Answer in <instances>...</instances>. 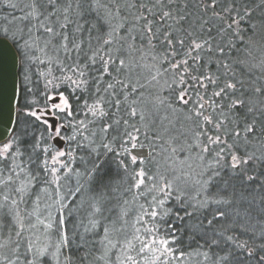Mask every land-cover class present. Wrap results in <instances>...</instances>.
<instances>
[{
	"label": "trees",
	"instance_id": "1",
	"mask_svg": "<svg viewBox=\"0 0 264 264\" xmlns=\"http://www.w3.org/2000/svg\"><path fill=\"white\" fill-rule=\"evenodd\" d=\"M26 2L32 4L33 0H26ZM36 2L39 5L40 0H36ZM133 2L136 3L137 7H129ZM141 2L148 3L149 0H99L98 4L96 0H83L80 9L83 15L76 14L75 6L70 10L69 19L72 23L68 25L67 31L71 38L75 28L77 26L81 28L80 32L75 33V37L78 41H84L82 52H88L91 55L92 52L100 51L102 54H111L114 59L119 57L125 61V67L121 68L120 73L113 71L112 76L116 80H123L125 83L130 81L138 89L137 93H133L130 99L135 101L132 107L137 109L143 119H140L139 116L128 119L124 112H121L120 115L128 119L129 131H132L131 125L140 129L139 133L133 134L139 136V143H142L144 148L150 151V156L144 159L143 163L138 160L134 164L131 162L130 154L123 150L124 148L131 149V144L103 138V143H107L115 149L114 152H107L102 146L99 133H97V137L92 138L91 147H86L84 150L77 149L72 153L76 160L69 167L74 170V173L69 180L62 181L63 187L36 184L32 189L30 188L25 194L24 205L21 204L22 209L27 211L24 215L33 220V207L40 209L41 213H44L45 208H49L55 213V208L61 202L66 201L63 219L66 220L70 237L74 238L62 250L63 254L60 257L62 259L71 257L68 264H131V261L128 260L129 256L134 259H137L136 256L140 257L138 258L139 264H152L153 252L145 250L140 256L137 255L140 241L145 239L144 229L152 227L151 220L144 215V212H162L165 209L171 210V214L166 219L175 228V245L170 246L184 252L183 258L172 259L169 257L170 264H219L218 256L225 255L229 249L235 251L236 255L242 256L245 264H257V257L264 256V250H261V246L264 245V185L260 182L264 181V116L261 115L264 104L256 105V133L247 136V138H239L234 145L239 156L253 158L249 160L247 165L241 166L244 174L259 176L260 181L244 182L243 176H236L235 188L224 189V179L235 176L239 170L230 169L228 164L231 161L227 155L222 154L220 157V178L217 182H211L209 178L212 175V168L209 165L215 166V153L219 149L213 147L210 152L201 153L192 136L181 132L179 124L182 118L185 119L184 116L179 111L170 109L167 103L160 104L159 108L153 105L152 83L148 82L149 78L146 70L143 69L144 64L141 59L144 55H151V53L163 56L165 49L158 46L155 51H152L147 46L146 41L141 39L144 21L135 20V16L143 11L139 9ZM203 2L204 0H174L172 6L174 14L177 8L188 14L189 19L182 22V26L184 29L192 31L194 36L198 34L195 29L200 25L201 20L211 16V10L207 13L202 10ZM236 3L238 5L237 11L243 15L244 10L247 9L249 16L245 17L240 24V29H242L239 32L240 38H237L232 30L222 29L221 23L223 22L221 21H214V26L210 25L212 29L211 38L215 40L216 44L225 48V54L223 56L216 54L215 59H223L230 66L231 71L236 73L237 78L245 82L247 91L244 92V95L258 101L261 100L260 94L253 95L251 88L261 87L264 89V4L261 0H236ZM31 4L29 6L14 4L12 8L6 4L0 6L1 28L5 29L7 25H10L6 35L3 33L0 35L12 42L20 57V97L12 139L18 138L19 152L21 153L19 154V161L23 169V176L28 170L34 168V165L28 164V160L29 157L36 159L39 156V149L33 152L31 146L44 133L43 126L35 121V118L27 115L28 111L33 110L31 107L33 102H38L35 104L36 108L44 106L46 83L41 75L42 72L46 71L45 64L40 62L42 59L40 58L39 61L27 60L25 50L22 47L28 36L33 40L39 37L37 42H44L46 39L42 30L36 31L37 21L29 16L32 11ZM153 11L158 10L154 9ZM146 15L150 20L152 19L150 14L146 13ZM26 16L27 19H25ZM156 21V26L160 27L158 15ZM168 23L173 24V21L169 20ZM226 23H231V21L228 20ZM121 25L123 26L121 27ZM190 25L191 27H189ZM250 25H255V29H252ZM173 26L180 27V25ZM24 31L29 33L28 36ZM9 32L16 34L15 39H13V34L11 35ZM21 35L23 39H21ZM181 35L183 36L184 33L181 32ZM200 35L207 36V33H200ZM255 38H258L261 46L254 44ZM106 40L109 43L105 44ZM187 43L186 38L185 44L187 45ZM89 44L91 48L88 47ZM47 51L51 54L50 49ZM202 55L206 59L209 58L207 52L202 53ZM28 56L41 57L42 55L37 54V50H34V53ZM81 62H83L82 56ZM212 70L216 71V68L213 67ZM220 71H224L223 67L220 68ZM26 72L28 73L27 79H25ZM105 80H108L107 75ZM108 82L113 81L109 80ZM117 88L119 89L120 86L118 85ZM201 93L204 94L202 91ZM65 94L67 95V92ZM104 97L107 99V94H104ZM164 98L174 100V94L170 96L166 89ZM73 106H76L74 102ZM164 112L167 116L163 114ZM225 115L228 113L225 112ZM239 115L243 118L246 113L239 111ZM79 118L82 119L83 117ZM247 118L251 120L253 117L248 116ZM228 127H232V125H228ZM63 135L67 137L71 135V132L66 131ZM85 135L88 134L85 133ZM209 135H214V133L209 132ZM50 143L41 141L40 146L45 147ZM228 143L232 145L233 139L229 138ZM65 145L66 151H68V142ZM71 147L75 149L76 145L72 144ZM188 151L192 152L194 158L197 157V159H190L192 157L190 156L189 163L192 167L189 169L184 167V173L191 179L189 182L185 179V181H180L174 185L175 188L174 186L172 188L173 198L165 199L163 209L157 208L153 197L155 196L157 200L164 199L158 190L160 182L169 183V180L175 177L174 173L169 171L171 165L177 159H185L190 154ZM196 154L200 157L202 155L203 159L195 156ZM3 163L1 167L4 169L6 168L4 165H9L10 162L3 161ZM139 171L145 173L144 177L147 182H152L151 192L143 187L136 188L134 186ZM51 178V176L48 177L49 180ZM77 187H80V191L75 193ZM70 190L74 195L67 201L69 197L67 193ZM177 195L180 196L181 203H186L187 211L192 213L191 216L185 215L184 210L176 206L175 197ZM37 197L39 199H35ZM221 197L230 202L227 205L219 206L220 210L227 213V219L221 221L217 228L221 229V225L226 226L228 227L226 236L234 235L239 240L247 241L249 249H255L251 258L243 250L236 251L234 245L227 244L218 248L215 245H206L205 238H202V232L207 231V221L204 215H198L194 208L198 206L197 202L200 201L206 202L210 211H215L217 206L212 204V201ZM36 200L38 201L36 202ZM96 209H100V211L97 212ZM237 211L240 216L235 215ZM54 213H52V220L54 219L52 230L49 231L50 240L53 244L57 239L55 221L62 216L59 211ZM174 213H179L183 219H176ZM141 217L149 220L150 226L144 227L146 223H143ZM208 218L210 219L211 215H208ZM234 219L235 223H233ZM15 220L10 212L6 211L0 214V231L4 236L6 233L14 234L17 231ZM201 221L204 222V227H199ZM92 222H96L95 227ZM86 228L90 231L85 233ZM137 229L140 231L137 232ZM165 229L167 230V226ZM81 236L91 242L87 248L81 242ZM105 236H107V240H105ZM109 240L116 246L109 245ZM129 242H131L132 247H128ZM20 244L22 246V241ZM86 252L90 255L86 256ZM205 253L209 256L207 260L204 258ZM141 256L146 259H141Z\"/></svg>",
	"mask_w": 264,
	"mask_h": 264
},
{
	"label": "snow or ice",
	"instance_id": "2",
	"mask_svg": "<svg viewBox=\"0 0 264 264\" xmlns=\"http://www.w3.org/2000/svg\"><path fill=\"white\" fill-rule=\"evenodd\" d=\"M96 2L98 4L99 0H96ZM261 2L264 4V0H261ZM82 3L83 0H40L38 5L36 0H33L31 5L32 11L29 16L37 21L36 31L42 30L43 34L46 35V39L43 47H40L37 43L39 37L35 40L29 37V40L32 41L31 44L28 40H25L22 47L25 50L26 58L30 60H40L39 57L28 56L27 50L30 48L37 47L41 53H44L46 59L40 62L45 64L46 71L42 72L41 75L46 83L43 108H36L35 104L38 102H33V105H31L33 110L28 112L27 115L35 118V121L43 126L44 133L31 146L33 152L39 149V156L36 159L29 157L28 164L34 165V168L28 170L25 173L26 180L21 181L18 191L22 194L36 184L55 185L57 188L63 187L62 181L69 180L74 173V170L69 167L76 160L72 153L77 149L84 150L86 147H91L92 138L97 137V133H99L102 146L107 152H114L115 149L110 147L109 144L103 143V138L115 142L124 141V143H129L132 150L145 147L142 143H139V136L133 134L139 133L140 129L135 125H131L132 131L128 130V119L137 116L143 119L137 109L132 107L135 101L130 99L133 93H137L138 89L130 81L125 83L123 80H116L112 76L113 71L120 73L121 68L125 67V61L119 57L114 59L111 54H102L100 51L92 52L91 55L88 52H82L84 41H78L75 37V33L81 31L79 26L75 28L71 38L68 35V25L72 23L69 19V12L75 6L76 14L83 15L80 12ZM173 3L174 0L141 2L139 9L143 11L135 16V20L144 21L141 39L146 41L149 49L155 51L158 46L165 49L161 66H163V63L167 65L163 67V73L170 74L171 83H167V91L170 96L174 94V100L164 98L160 99L159 102L161 104L167 103L170 109L179 111L190 122L195 145L200 148L201 153L210 152L213 147L219 149L215 153V166L209 165L212 168V175L209 178L211 182H217L220 178L219 169L222 154L227 155L231 161L228 164L230 169L239 170L235 176L224 179V189L235 188L236 176H243L244 182L260 181L259 176L244 174L241 165H247L249 160L253 158L239 156L234 145L239 138H247V136L256 133L255 109L257 104H264V89L261 87L251 88L253 95L260 94L261 100L258 101L244 95V92L247 91L245 82L237 78L236 73L231 71L230 66L223 59H215L216 54L220 56L225 54V48L216 44L215 40L211 38L212 29L210 27V25L214 26V21H221L223 22L221 23L222 29L232 30L237 38H240L239 32L242 31L240 24L245 17L249 16V11L245 9L243 15H241L237 11L236 0H204L201 5L202 10L205 13L211 10V16L201 20L200 25L195 29L198 34L194 36L192 31H188L182 26V22L189 19L188 14L179 8L175 10L174 14ZM129 7H137V5L133 2ZM154 9L158 11H153ZM146 13L152 16L151 20ZM157 15L160 27L156 26ZM27 18L26 16L25 19ZM169 20H172L173 24H169ZM228 20L231 23H226ZM173 25H180V27ZM250 27L255 29L256 26L250 25ZM4 31H7V29ZM20 31L22 32V30ZM181 32L184 33L183 36ZM200 33H207V36L200 35ZM15 35L14 33L13 39H15ZM186 38L188 40L187 45L185 44ZM21 39H23L22 35ZM104 43L107 44L109 41L106 40ZM88 47L91 48V45L89 44ZM49 49L51 54L47 51ZM204 52L209 54V58L206 59L202 55ZM81 56L83 62H81ZM213 67L216 68V71L212 70ZM221 67L224 71H220ZM57 73L59 74L57 75ZM163 73L158 71L157 75ZM106 75L108 80H105ZM27 78L28 73L26 72L25 79ZM153 79H156V77L154 76ZM109 80L113 82H108ZM118 85L120 86L119 89L117 88ZM201 91L204 93L203 95L200 94ZM104 94H107V99H105ZM73 102L76 105L75 107ZM238 110L245 112L246 116L242 118ZM121 112H124L128 119L121 116ZM225 112L228 115H225ZM261 115L264 116V110L261 111ZM248 116L253 118L249 120ZM228 125H232V127H228ZM66 131H70L71 135L65 137L63 133ZM209 132H213L214 135H209ZM85 133L88 135L86 136ZM77 137H80V139H77ZM229 138L233 139L232 145L228 143ZM57 139L68 142V151L59 146H40L41 141L49 143ZM72 144L76 145L75 149L71 147ZM123 150L125 153H129V149L124 148ZM14 152L17 155L21 154L18 138H13L0 147V161H11ZM130 158L134 164L138 160L140 163L144 162L143 156L131 155ZM200 158L203 159V156L201 155ZM144 175L143 171L138 173L140 179L134 185L136 188L144 185L145 181L142 178ZM49 176L52 177L51 180L48 179ZM11 179L12 177L9 176L8 180ZM260 182L264 185V181ZM153 188H155V185H153ZM158 190L163 193L164 199L157 200L154 196L153 200L157 208L163 209L165 199H172L173 192L170 184H162ZM79 191L80 189L77 187L75 192L78 193ZM151 191L152 189H149V192ZM67 195L71 196L73 192L70 190ZM21 198H23V195ZM7 200L8 197L5 196L4 201ZM175 200L176 206L183 209L185 215H192L187 211L186 203L180 202L179 195L175 197ZM229 202L224 197L213 200L212 204L217 206L215 211H210L206 202H197L198 206L194 208V211L198 215H204L207 221V231L202 232V238H205L206 245H215L218 248L227 244L234 245L236 251L243 250L251 258L255 249H249L247 241L239 240L234 235L226 236L225 233L228 231L226 226L221 225L222 230L217 228L221 221L227 219V213L220 210L219 206L222 204L227 205ZM11 203L15 205L17 201L13 200ZM3 206L0 203V209ZM63 207L64 205H61V210ZM96 211L99 212L100 209H96ZM170 214V209H165L162 212H144V215L151 220L152 227L144 229L145 239L140 241L137 255L140 256L146 249L153 252L152 264H170L169 257L177 259L184 256L183 251L170 246L175 245L176 241L175 228L166 219ZM17 215L19 214L17 213ZM174 215L178 220L183 219L179 213H174ZM208 215H211L210 219ZM235 215L240 216V213L237 211ZM39 222L43 223V221ZM15 223L18 228L16 236L24 242L25 253L27 254L35 249L31 261L28 260L27 255L25 256L26 264H43L41 258L48 254V246L37 248L33 241L24 239L23 233L26 225L23 217L17 219ZM92 223L95 227L96 222ZM233 223H235V219ZM55 224L57 239L53 245L55 252H52L51 255L57 259V264H59V256L63 254L62 250L70 244L71 239L74 237H70L65 219L58 217ZM165 226H167V230ZM199 227H204L203 221L200 222ZM47 228H52V224L49 223ZM88 231L90 229L86 228L85 233ZM139 231L140 229H137V232ZM105 232H107V229H105ZM105 240H107V236H105ZM81 242L86 248L91 243L84 236H81ZM108 244L112 247L116 246L110 240ZM19 247L20 243L18 242L17 248ZM128 247H132L131 242L128 243ZM261 250H264V245L261 246ZM85 255H90V253L86 252ZM204 258L207 260L209 256L205 253ZM70 259L71 257H65V260ZM141 259L146 258L141 256ZM3 260L7 264H14L8 256H3ZM128 260L131 261V264H139V260L131 256L128 257ZM218 262L219 264H245L242 256L236 255L235 251L231 249L227 250L225 255L218 256ZM257 264H264V256L257 257Z\"/></svg>",
	"mask_w": 264,
	"mask_h": 264
},
{
	"label": "rangeland",
	"instance_id": "3",
	"mask_svg": "<svg viewBox=\"0 0 264 264\" xmlns=\"http://www.w3.org/2000/svg\"><path fill=\"white\" fill-rule=\"evenodd\" d=\"M5 4L8 7L11 6L9 8H12L14 6V4L21 5V6H23V5L29 6L31 3L26 2V0H0V6H3ZM11 12H13V11H11ZM8 20H10V19H8ZM9 26L7 25V27H5V29H7V31H4L5 29H3V27L1 28V26H0V30H1L0 34L3 33V35H6V33L8 32ZM24 32H25V34H27L26 36H28L29 33H27V31H24ZM9 33L11 35L13 34L11 32H9ZM3 35H0V36L4 37ZM24 38H26V37H24ZM255 39L256 40L254 41V44H260L259 46H261L262 44H261V42H259L258 38H255ZM25 40H28L30 44L32 42L31 40H29V36ZM37 43L39 44L40 47H43V45H44V42H42V41L37 42ZM34 50H37V54L40 53L42 55L41 57H39L42 59V61H43V59L44 60L46 59L44 53H41L37 47H32L29 50H27L28 55L29 54L32 55L34 53ZM162 57L163 56H159L156 53H155V55L153 53H151V55H144L143 58L141 59L143 61V64H144L143 69L146 70L147 77L149 78L148 82L152 83L151 88H152L153 94H154V104L153 105H154V107L157 106L158 108L161 104L159 102V100L163 99V96L165 94V90L167 89V83H171L170 74L163 73V67H166L167 65H166V63H163V66H161ZM158 71L163 73V74L157 75ZM154 76L156 77V79H153ZM200 94L202 95V93H200ZM39 108H43V107H39ZM163 114L166 115L165 112ZM180 122L181 123L179 125L181 127V132H185L186 134L191 135L192 139H193L192 125L190 124V122H188L186 119H183V118L180 120ZM12 136L7 141L0 143V147H2V145L4 143H7L10 140H12ZM62 142H63L62 145L59 147H62L63 150L66 151V148H65L66 145L65 144H67V141L62 140ZM50 145L53 147L58 146L55 142H51ZM50 145H48V146L46 145L45 147H49ZM138 150H141L144 152V154H143L144 159H147L150 156V151L147 148L138 149ZM134 151L135 150L129 149L130 156L135 155ZM188 152H190V154H188V156L185 159L184 158L181 160L177 159L176 162L174 161V163H173L174 165L173 164L171 165V170H169V171L171 173H174L175 177L170 179L169 183H167L166 181L165 182L161 181L160 186L162 184H170L171 190H173L172 189L173 186L177 185V183H179L180 181H185V179H187V181L189 182V180L191 178H189L190 176H188L186 173H184V167H188V169L192 167V165L189 163V160L191 158H194V155L192 154L191 151H188ZM190 156H192V157H190ZM195 156H198V158H200V156L198 154H196ZM189 157H190V159H189ZM19 159H20L19 155L15 154V152H14L13 153V159L11 161H9L10 162L9 165H7V164L4 165L6 167L4 169L1 167L2 164H4V163H3V161H0V170H2V172H0V203H2L4 205L3 208L0 209V214L7 211V212H10V215L12 216L13 219L15 218L17 220L20 217H23L24 223L26 225L25 232L23 233L24 239L25 240L30 239L31 241H33L36 244L37 248H40V247L47 245L48 246V254H46L45 257L41 258L43 261V264L44 263L57 264V259L53 258V256L51 255L52 252H55V248L53 246L54 244L51 243V240H50L51 235L49 234V231L52 230V228H47V225L49 223L52 224L54 222V219L52 220V215H53L52 213H54V212L49 208H45L44 213H41L40 209H38L37 207H33L34 208L33 212L29 211V212H32L33 220L30 217H25L24 214L27 211L25 212L24 209H22L21 204L24 205L23 200H24L25 194L30 190V188L23 194L18 191V189L21 186V181L26 180L25 174H24V176L22 175L23 171H22L21 163H20ZM194 159H197V157H195ZM241 166H244V165H241ZM64 171H66V170H64ZM9 176L12 177L11 180H8ZM142 178L144 179L145 183L141 187L145 188L146 190H149V188L151 189V187H152L151 183L152 182L151 183L147 182L145 177H142ZM179 178L182 180H180ZM139 179H140V177H138L136 183H138ZM85 181H84V183H85ZM80 187H78V188H80ZM32 188L33 187H31V189ZM174 188H175V186H174ZM159 194H162L161 196L164 197L163 193H159ZM22 195H23V198H21ZM57 195L60 196V194H58V193H57ZM73 195H74V193H73ZM5 196L8 197L7 201H4ZM71 198H72V195L67 198V201H68V199L70 200ZM35 199H37V198H35ZM13 200L17 201V204L13 205L11 203V201H13ZM37 201L38 200H36V202ZM61 205H64L62 210H61ZM65 206H66V201L61 202L59 204V206H57V208H55L54 214H56V211H59L60 214L62 215L61 218L63 219V215H64L63 211L65 209ZM17 213L19 215H17ZM49 213H50V215H49ZM41 215H43V216L41 217ZM37 217H38V219H37ZM39 221H43V223H40ZM143 223H146L144 225V227L150 226L149 220H146V218H143ZM33 225H34V227H33ZM15 228H17V225ZM17 230H18V228H17ZM10 234L11 233H6V236H4L0 231V264H7V262L3 260V256H8L9 259L14 262V264H24V263L26 264V261H25L26 255L28 257V260L31 261L32 256H33V252L35 251V249L32 252H29L26 254L24 242L16 236V232L14 234H11V236H9ZM21 241H22V246L20 244V247L17 248V243L18 242L21 243ZM17 256L19 257L18 260H17ZM136 258L138 260V258H140V257L136 256ZM59 264H68V260H65V258L62 259V257L59 256Z\"/></svg>",
	"mask_w": 264,
	"mask_h": 264
},
{
	"label": "water",
	"instance_id": "4",
	"mask_svg": "<svg viewBox=\"0 0 264 264\" xmlns=\"http://www.w3.org/2000/svg\"><path fill=\"white\" fill-rule=\"evenodd\" d=\"M20 59L12 42L0 36V143L13 134L20 96ZM58 146L62 140L54 141Z\"/></svg>",
	"mask_w": 264,
	"mask_h": 264
},
{
	"label": "bare ground",
	"instance_id": "5",
	"mask_svg": "<svg viewBox=\"0 0 264 264\" xmlns=\"http://www.w3.org/2000/svg\"><path fill=\"white\" fill-rule=\"evenodd\" d=\"M17 50V49H16ZM19 55V54H18ZM19 59H20V57H19ZM20 69V68H19ZM20 97V96H19ZM134 154L135 155H138V156H143V154H144V152L143 151H141V150H135L134 151Z\"/></svg>",
	"mask_w": 264,
	"mask_h": 264
}]
</instances>
